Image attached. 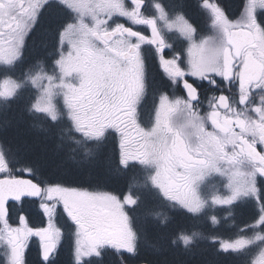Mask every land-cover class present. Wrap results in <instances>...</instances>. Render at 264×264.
<instances>
[{"label": "snow or ice", "instance_id": "obj_1", "mask_svg": "<svg viewBox=\"0 0 264 264\" xmlns=\"http://www.w3.org/2000/svg\"><path fill=\"white\" fill-rule=\"evenodd\" d=\"M169 32L187 47L169 43ZM29 55L50 70L18 74ZM0 77V264H29L33 245L35 264H60L66 239L71 264H104L109 253L126 264L140 241L129 212L152 197L193 216L253 203L242 229L252 235L219 251L264 245V0H0ZM21 105L65 122L67 139L93 158L118 136L114 167L146 170L142 191L47 176L6 135ZM213 175L226 177V193H203ZM178 239L187 246L193 236Z\"/></svg>", "mask_w": 264, "mask_h": 264}, {"label": "trees", "instance_id": "obj_2", "mask_svg": "<svg viewBox=\"0 0 264 264\" xmlns=\"http://www.w3.org/2000/svg\"><path fill=\"white\" fill-rule=\"evenodd\" d=\"M31 44L30 40L29 47ZM28 57L31 59L30 55ZM27 61L28 65L25 67V71L36 68L33 67L37 65L36 63L30 62L31 60L28 59ZM25 101H29L26 96ZM22 109L21 105L20 108L14 107L8 113L6 135L9 140L19 146L22 154L36 160L47 176L63 179L69 184L88 186L98 191L111 189L124 193L129 190L132 179L131 171H137L136 167L139 168V166L130 167L127 171H117L113 163L114 157L117 156L114 144L111 150L105 148V154L101 156V161L96 160L95 158L98 157L96 156L80 163L84 156L79 155L84 151L67 139L64 135V126L40 117H37V120H32L29 118L32 115ZM48 129L52 130L53 135H46ZM0 135H4V133L0 132ZM98 176L104 178L102 183H97ZM135 190L136 194L142 191L140 187H136ZM246 204L237 210V217L233 218V220L237 218L236 221L240 223L239 228L241 226L244 228L245 224L250 223L254 215H250L251 208L246 210ZM164 207L155 197H152L150 202L136 209L133 218L135 227L140 230L139 248L135 256L124 254L123 258L126 264L139 262L151 264H254L258 248L241 253L219 251V245L223 240L235 238L238 230L237 234H242L240 229L235 231L236 228L229 224L233 223V220H223L220 224L215 225L210 221L207 213L193 216ZM154 211H159V217H155ZM139 220L143 222L142 228L139 227ZM182 231H186L185 235L193 236L192 243L187 246L178 239Z\"/></svg>", "mask_w": 264, "mask_h": 264}, {"label": "rangeland", "instance_id": "obj_3", "mask_svg": "<svg viewBox=\"0 0 264 264\" xmlns=\"http://www.w3.org/2000/svg\"><path fill=\"white\" fill-rule=\"evenodd\" d=\"M30 49H31V47H29ZM29 61L31 60L29 57L27 58ZM30 62H32V60L30 61ZM29 62V63H30ZM47 64V63H46ZM28 65V61L26 60V63L25 64H23V65H20V66H18V69H17V72H25V67ZM40 65H42V64H40ZM44 65V64H43ZM48 67H50V62H48V65H47ZM50 70V69H49ZM48 69H46V68H44V67H41V68H37L34 72H32V73H38V72H42V71H49ZM0 79H2V77H0ZM30 89H32V91L30 90ZM26 93H25V96L29 99V101H32V102H34L35 101V98H36V96H38L39 95V93H38V91L35 89V88H30ZM57 104H58V107H60L61 109H63V100L62 99H58L57 100ZM37 117H40V116H36V117H33V116H30L29 118L30 119H32V120H37L38 118ZM37 118V119H36ZM40 118H42V117H40ZM46 120V119H45ZM144 120H145V118H144ZM46 121H48V120H46ZM145 124H147V122H144ZM55 124H59V125H62V126H64V129L66 128V123L65 122H60V123H55ZM46 135H53V132H52V130H50V129H48L47 131H46ZM115 137H116V144H115V147H116V154L118 155V140H119V138H118V136H116L115 135ZM112 141H113V138L112 137H107V139H106V141H105V148H107V149H112ZM105 154V153H104ZM79 156H84V159H82L81 161H80V163H83V162H85V160L86 159H90V158H92V157H90V156H88V155H86L84 152H81L80 153V155ZM102 156V155H101ZM101 156H98L97 158H95L96 160H98V161H101ZM110 156V155H109ZM97 161V162H98ZM79 163V164H80ZM101 163V162H100ZM132 174H134V173H132ZM132 174H131V176H132ZM144 174H146L147 175V172H146V170H144ZM136 176H138V178H139V174H136ZM135 176V177H136ZM134 177V178H135ZM134 178H132L131 179V185H135L136 187H141L142 188V186H143V181H144V179H145V177H143L142 179H141V177H140V179H138V182L136 183L135 181H134ZM226 183H227V179H226V177H224V176H221V175H213L212 177H210L203 185H202V191H203V193L205 194V195H209V194H211V193H213V192H215V191H220L221 193H226V191H227V189H226V187H225V185H226ZM71 186H75V187H81L80 185H77V184H70ZM109 192H113V193H115L114 191H109ZM126 192V191H125ZM124 192V193H125ZM135 194V193H134ZM252 210L250 211V215H252V214H255V212H256V209L253 207H250ZM249 209V208H248ZM248 209H246V210H248ZM132 212L133 211H130L129 212V215L130 216H132ZM236 211H234V212H232L231 214H229V212H227V211H221V210H212V209H210L208 212H207V214H208V218L210 219V216L211 215H216L217 216V218H218V221L219 222H221V220H230V219H232L233 220V216H236L237 214L235 213ZM153 214L155 215V217H158V214H159V211H154L153 212ZM230 218V219H229ZM139 219V218H138ZM251 222V221H250ZM143 222H141V220H139V227L140 228H142L141 227V224H142ZM185 232H182V234L183 235H185L184 234ZM186 235H189V234H186ZM252 235V233H246L245 235H243L244 237H249V236H251ZM241 237V236H240ZM239 237V238H240ZM239 238H236V239H239ZM223 241H225V240H223ZM227 241H234V240H227ZM70 243H71V241H70ZM252 246H256V248H258L259 249V251H258V253H257V256H255V258H254V261H256L258 258H259V254H260V251H261V249H264V245H261V244H259L258 242L256 243V244H254V245H252ZM68 251H69V254L71 255V248H66ZM248 249V248H247ZM254 249V248H253ZM246 250V249H245ZM112 254V253H111ZM105 260H106V257H105ZM69 261H71V260H69Z\"/></svg>", "mask_w": 264, "mask_h": 264}, {"label": "flooded vegetation", "instance_id": "obj_4", "mask_svg": "<svg viewBox=\"0 0 264 264\" xmlns=\"http://www.w3.org/2000/svg\"><path fill=\"white\" fill-rule=\"evenodd\" d=\"M202 27H205L203 18H202ZM207 27L210 28V25H208ZM205 34L211 35L212 33H211V31H205ZM168 40H169V43L174 44V46H176V47H181V46H183L185 48L187 47V43L184 42L183 45H181L180 40L172 32L168 33ZM177 94H179V93H177ZM152 103H153L152 99L149 98L148 102L144 106L143 112H144V118H145L146 122L149 121L150 116H151ZM108 137H113L114 139H116L114 134H109ZM82 188H86V187H82ZM115 193L119 194L117 192H115ZM34 222L35 223H39V218L38 217L35 218ZM61 223H62V221H61ZM66 248H71V243H70V240H68V239L65 240L64 249H63V252H62V255H61V258H60V264H71V261H69V260H71V255L69 254V251ZM26 259L28 260L29 264H35L36 251H35V246L34 245L32 247L31 252L26 254ZM104 264H120V262L118 261V257L117 256H115V255L112 256L111 253H109L106 256V260H104Z\"/></svg>", "mask_w": 264, "mask_h": 264}, {"label": "water", "instance_id": "obj_5", "mask_svg": "<svg viewBox=\"0 0 264 264\" xmlns=\"http://www.w3.org/2000/svg\"><path fill=\"white\" fill-rule=\"evenodd\" d=\"M139 264H150V263H148V262H141V263H139Z\"/></svg>", "mask_w": 264, "mask_h": 264}]
</instances>
